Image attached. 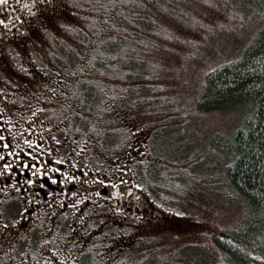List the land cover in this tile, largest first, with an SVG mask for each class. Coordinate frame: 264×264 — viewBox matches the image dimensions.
<instances>
[{
	"label": "rangeland",
	"instance_id": "1",
	"mask_svg": "<svg viewBox=\"0 0 264 264\" xmlns=\"http://www.w3.org/2000/svg\"><path fill=\"white\" fill-rule=\"evenodd\" d=\"M259 3L54 0L47 27L3 53L0 87L13 115L32 111L46 135L93 159L101 178L129 182L155 212L132 226L105 213L85 235L70 230L68 249L85 248L84 264H170L179 253L186 264H220L212 236L245 208L224 172L245 110L207 107L206 74L242 53L260 27ZM138 166L158 167L164 188L137 183Z\"/></svg>",
	"mask_w": 264,
	"mask_h": 264
},
{
	"label": "flooded vegetation",
	"instance_id": "2",
	"mask_svg": "<svg viewBox=\"0 0 264 264\" xmlns=\"http://www.w3.org/2000/svg\"><path fill=\"white\" fill-rule=\"evenodd\" d=\"M53 3L0 0V67L7 48L47 27ZM5 92L0 87V240L9 239L0 244V264H84L85 248L68 249L70 230L85 235L105 213L126 226L155 216L129 182L101 178L93 159L73 153L56 133L46 135L32 111L13 115ZM99 224L102 230L107 222ZM46 226L48 237L41 234ZM123 229L117 226L116 234ZM42 244L48 253L35 252Z\"/></svg>",
	"mask_w": 264,
	"mask_h": 264
},
{
	"label": "trees",
	"instance_id": "3",
	"mask_svg": "<svg viewBox=\"0 0 264 264\" xmlns=\"http://www.w3.org/2000/svg\"><path fill=\"white\" fill-rule=\"evenodd\" d=\"M259 4L260 27L242 53L206 74L207 107L236 103L245 110L232 131L230 146L224 148L230 153L224 167L226 178L245 208L234 227L212 236L220 264H264V0ZM154 168L158 167L138 166V181L164 188L157 181L161 174L155 176ZM171 178L167 177L168 181ZM181 257V253L176 254L170 264H186ZM206 257L214 260L213 256Z\"/></svg>",
	"mask_w": 264,
	"mask_h": 264
},
{
	"label": "snow or ice",
	"instance_id": "4",
	"mask_svg": "<svg viewBox=\"0 0 264 264\" xmlns=\"http://www.w3.org/2000/svg\"><path fill=\"white\" fill-rule=\"evenodd\" d=\"M0 139H2V137H0ZM5 147H6V145H5ZM3 157H0V159H2Z\"/></svg>",
	"mask_w": 264,
	"mask_h": 264
}]
</instances>
